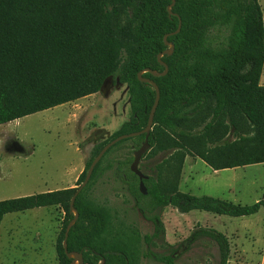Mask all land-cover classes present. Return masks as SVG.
<instances>
[{
  "label": "trees",
  "instance_id": "obj_1",
  "mask_svg": "<svg viewBox=\"0 0 264 264\" xmlns=\"http://www.w3.org/2000/svg\"><path fill=\"white\" fill-rule=\"evenodd\" d=\"M171 4L172 0H0V125L98 93L108 80L114 86H127L129 119L93 147L76 187L105 144L146 126L155 91L140 82L137 73L164 72L157 60L169 48L163 38L181 24L177 34L166 38L173 45L172 53L161 57L167 73L142 74L160 90L149 146L175 150L164 164L170 167L172 157L177 158L176 182L162 188L158 171L156 179L142 180L146 193L140 191L130 165L144 134L109 148L74 201L78 218L67 232L66 247L82 254L80 264H138L140 244L153 245L156 238L166 251L146 250L144 257L160 264H178L183 255L205 246L216 250L214 264H227L230 245L224 234L197 225L179 244L170 245L164 238L161 211L171 206L184 214L196 210L237 218L264 208V199L241 205L194 196L177 187L186 156L215 171L264 164V86L259 83L264 22L259 0H175ZM206 118L203 133H194L192 124ZM230 128L236 138L226 141ZM126 142L131 155L121 161L122 180L136 210L152 223L150 235L141 236L136 229L114 231L106 208L86 195L104 172L107 154ZM76 187L1 200L0 222L10 213L60 207L64 219L55 251L58 264H70L72 258L62 243L74 218L70 200Z\"/></svg>",
  "mask_w": 264,
  "mask_h": 264
},
{
  "label": "rangeland",
  "instance_id": "obj_2",
  "mask_svg": "<svg viewBox=\"0 0 264 264\" xmlns=\"http://www.w3.org/2000/svg\"><path fill=\"white\" fill-rule=\"evenodd\" d=\"M259 3L264 16V0ZM213 36L215 39L216 32ZM130 113L127 86L109 84L104 91L0 125V201L76 187L93 147L109 139L129 119ZM207 121L208 118L196 120L191 130L202 134ZM235 138L234 129L230 128L224 140ZM174 152L172 148L149 149L140 160L139 170L155 179L160 171L161 187L173 185L177 158L172 157L170 167L164 161ZM130 153L129 142L113 148L102 164L104 172L86 195L106 208L114 231L136 229L141 236L150 235L152 223L136 210L122 180L121 161ZM177 187L194 196L252 205L264 199V164L214 173L202 160L186 156ZM160 217L165 241L170 245L179 244L200 225L227 237L230 245L227 264H264V208L254 215L233 218L196 210L184 214L168 206ZM63 219L60 207L5 215L0 222V264H58L55 246ZM139 250L138 264H160L144 257V253L150 250L162 254L166 247L156 238L150 246L142 242ZM215 257L216 250L205 246L183 255L178 264H214Z\"/></svg>",
  "mask_w": 264,
  "mask_h": 264
},
{
  "label": "water",
  "instance_id": "obj_3",
  "mask_svg": "<svg viewBox=\"0 0 264 264\" xmlns=\"http://www.w3.org/2000/svg\"><path fill=\"white\" fill-rule=\"evenodd\" d=\"M174 1L175 0H172V4L170 6L174 5ZM170 14H171V12H170ZM180 26H181V24L179 22L178 27H177V29L174 32L169 33V34L164 36V38H163L164 39V44L166 46H169V48L166 49L165 51H163L162 53L157 55L158 62L164 66V72L159 73V74H155L152 70L147 69V70H144L142 72H138L137 73L138 80L140 82H144V83L150 84L153 87V90L155 91V99H154L153 105H152V107L150 109V113H149V116H148V119H147L146 126L141 131L120 135V136L110 140L107 144H105L102 147V149L99 151V153L96 155V157L92 160V162H91V164H90V166H89V168H88V170L86 172L85 178L82 181V183L78 187H76V191H75V193L73 194V196H72V198L70 200V210L74 213V218L71 220V222L66 227L65 238H64L63 243H62L64 251H65V254L68 257L72 258V262L70 264H80V263L83 262V258H82V254L81 253H79V252H68L67 251V247H66L67 232L69 231L70 227L76 222V220L78 218V214H77L76 210L74 209V201H75L76 196L88 184L95 165L100 161V159L108 151L109 148H111L113 145H115L116 143H118L121 140H124V139H127V138L136 137V136H139V135H142V134H144V140H143L141 146L137 150H135L134 153H133V160H132V163L130 165V170H131L132 173H134L139 178L140 191L143 194L146 193L145 186H144V184L142 182V180L144 178H146V176L143 175L141 173V171L139 170V163H140V160L142 159L143 155L150 149L148 138H149V134H150V131L152 129V126H153L154 114H155L156 108H157L158 103H159L160 90H159L157 84L153 80L143 77L142 74L145 73V72H149L152 75L163 76V75H165L167 73L168 67H167V65L164 62L161 61V57L164 54L170 55L172 53V51H173V45L171 43L167 42L166 38L169 35L177 34L180 31ZM109 84H112L111 80H108V81L104 82L101 91H104ZM116 84H118V79L116 80Z\"/></svg>",
  "mask_w": 264,
  "mask_h": 264
},
{
  "label": "crops",
  "instance_id": "obj_4",
  "mask_svg": "<svg viewBox=\"0 0 264 264\" xmlns=\"http://www.w3.org/2000/svg\"><path fill=\"white\" fill-rule=\"evenodd\" d=\"M264 17V16H263ZM264 22V21H263ZM263 69H264V67H263ZM263 72H264V70L262 71V74H261V77H260V85H262V86H264V75H263ZM14 142H17V141H14ZM19 144H17V146H18ZM198 159V158H197ZM256 165H259V164H256ZM208 166V165H207ZM248 166H250V165H248ZM209 167V166H208ZM245 167H247V166H243V167H237V168H233V170L234 169H244ZM226 170H228V169H224V170H217V171H215V170H213L214 171V173H218V172H223V171H226ZM229 170H231V169H229ZM189 172V171H188ZM191 179V178H190ZM227 188H230L228 185H227ZM230 189H228V191H229Z\"/></svg>",
  "mask_w": 264,
  "mask_h": 264
}]
</instances>
